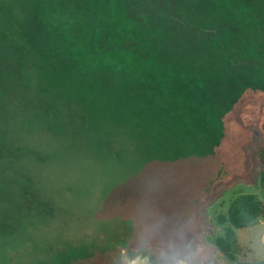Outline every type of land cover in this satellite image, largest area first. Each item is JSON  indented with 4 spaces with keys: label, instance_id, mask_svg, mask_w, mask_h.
<instances>
[{
    "label": "rangeland",
    "instance_id": "obj_1",
    "mask_svg": "<svg viewBox=\"0 0 264 264\" xmlns=\"http://www.w3.org/2000/svg\"><path fill=\"white\" fill-rule=\"evenodd\" d=\"M9 84L0 80V159L19 152L0 160V264L65 262L94 238L128 244L114 264H161L154 245L175 247L180 237L190 252L198 240L182 235L183 222L212 182L205 168L193 167L195 136L186 125L152 110L147 89L127 75L91 81L85 98L41 84L17 93ZM247 106L235 114L246 118ZM247 161L252 173L218 185L197 212L210 257L183 254L187 264H264V217L235 233L233 259L212 247L230 226L219 217L240 193L264 204L258 161Z\"/></svg>",
    "mask_w": 264,
    "mask_h": 264
},
{
    "label": "trees",
    "instance_id": "obj_2",
    "mask_svg": "<svg viewBox=\"0 0 264 264\" xmlns=\"http://www.w3.org/2000/svg\"><path fill=\"white\" fill-rule=\"evenodd\" d=\"M0 57V80L17 93L41 84L85 98L91 81L127 75L147 89L152 110L194 134L193 167L205 168L212 182L182 226V235L196 234L198 242L186 254L180 236L175 247L154 245V262L210 257L197 212L207 209L218 185L252 173L247 158L258 161L264 187V0H0ZM245 106L253 107L251 114L238 117ZM260 217L264 204L240 193L219 217L221 226L231 227L213 249L233 259L235 233ZM93 240L97 244L79 242L81 251L65 262L49 264H114V255L128 246Z\"/></svg>",
    "mask_w": 264,
    "mask_h": 264
},
{
    "label": "water",
    "instance_id": "obj_3",
    "mask_svg": "<svg viewBox=\"0 0 264 264\" xmlns=\"http://www.w3.org/2000/svg\"><path fill=\"white\" fill-rule=\"evenodd\" d=\"M248 160V159H247ZM247 163H248V161H247Z\"/></svg>",
    "mask_w": 264,
    "mask_h": 264
}]
</instances>
